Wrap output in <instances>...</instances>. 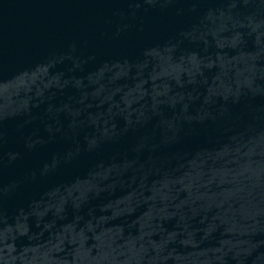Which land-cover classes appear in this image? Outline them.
<instances>
[{
	"label": "water",
	"instance_id": "obj_1",
	"mask_svg": "<svg viewBox=\"0 0 264 264\" xmlns=\"http://www.w3.org/2000/svg\"><path fill=\"white\" fill-rule=\"evenodd\" d=\"M0 264H264V0H0Z\"/></svg>",
	"mask_w": 264,
	"mask_h": 264
}]
</instances>
